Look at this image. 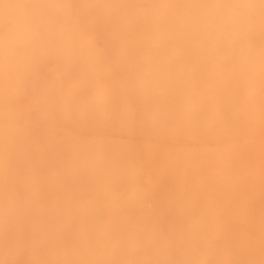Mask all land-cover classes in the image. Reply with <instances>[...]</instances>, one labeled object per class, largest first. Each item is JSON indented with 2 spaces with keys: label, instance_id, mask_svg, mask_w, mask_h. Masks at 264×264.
<instances>
[{
  "label": "bare ground",
  "instance_id": "1",
  "mask_svg": "<svg viewBox=\"0 0 264 264\" xmlns=\"http://www.w3.org/2000/svg\"><path fill=\"white\" fill-rule=\"evenodd\" d=\"M134 2L145 8L141 14L125 20L101 17L90 25L81 42L84 55L73 64L70 80L69 54L57 46L66 31L54 21L50 42L41 45L30 70L18 73L19 87L37 100L45 83L63 82L83 109L71 131L86 138L88 149L100 157L127 152L133 168L112 172L103 183L55 173L58 130L34 111L22 112L0 136V166L21 203L13 229L26 241L33 222L55 228L67 221L70 205L87 209L103 195L110 201L105 220L115 230L147 222L161 248L203 238L222 264H264V101L258 92L248 94L244 63L224 71L210 63L206 19L209 6L218 0ZM18 4L0 0V32H13L21 23ZM253 40L259 63L264 52L259 23ZM137 71L159 79L170 110L180 102L182 81L190 78L199 86L194 131L177 125L153 140L147 151L142 125L131 135L119 131V107H139L129 88ZM31 178L38 183L33 185ZM34 187L42 211L28 203ZM19 259L27 255L21 253Z\"/></svg>",
  "mask_w": 264,
  "mask_h": 264
},
{
  "label": "clouds",
  "instance_id": "2",
  "mask_svg": "<svg viewBox=\"0 0 264 264\" xmlns=\"http://www.w3.org/2000/svg\"><path fill=\"white\" fill-rule=\"evenodd\" d=\"M18 8L21 23L17 29L0 32V136L10 131L22 112L34 111L58 130L55 173L103 183L112 172L130 171L133 161L127 152L100 157L88 149L86 138L71 131L83 109L76 94L63 82L45 83L43 95L37 100L29 90L19 87L18 73L21 68L30 70L41 45L50 42L53 21L55 27L66 31L57 46L69 54L70 80L73 64L84 55L81 42L94 21L113 15L125 20L145 8L134 0H19ZM258 23L264 31V0H218L209 6L205 39L212 67L224 71L244 63L249 73L248 94L255 96L258 92L264 101V52L258 63L253 40ZM198 87L190 78L182 81L180 102L170 110L159 79L137 71L129 80V88L139 107H119V131L131 135L137 124L142 125L148 134L142 145L145 151L152 147L153 140L177 125L194 131L197 116L193 104ZM31 182L36 185L38 179L31 178ZM33 191L28 203L42 211L38 189L34 187ZM109 208L110 201L103 195L87 209L81 204L70 205L66 222L61 220L53 228L37 220L30 224L25 241L12 223L21 203L8 182L6 169L0 166V264H222L215 247L203 238L161 248L156 230L147 222L137 229L115 230L105 220ZM21 253L27 259H19Z\"/></svg>",
  "mask_w": 264,
  "mask_h": 264
}]
</instances>
